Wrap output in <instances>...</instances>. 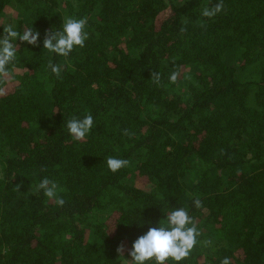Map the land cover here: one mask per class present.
I'll return each mask as SVG.
<instances>
[{
  "label": "trees",
  "instance_id": "1",
  "mask_svg": "<svg viewBox=\"0 0 264 264\" xmlns=\"http://www.w3.org/2000/svg\"><path fill=\"white\" fill-rule=\"evenodd\" d=\"M218 2L0 0V38L40 33L0 77V264H124L181 207L201 236L180 264H264V0L202 16ZM69 17H87L89 39L62 57L43 41ZM87 114L75 141L67 121ZM108 157L130 166L113 173ZM44 177L62 207L36 190Z\"/></svg>",
  "mask_w": 264,
  "mask_h": 264
},
{
  "label": "clouds",
  "instance_id": "2",
  "mask_svg": "<svg viewBox=\"0 0 264 264\" xmlns=\"http://www.w3.org/2000/svg\"><path fill=\"white\" fill-rule=\"evenodd\" d=\"M224 0H219L211 8L204 7L202 16L206 18H213L217 14L224 11ZM88 20L84 18H67L62 30L49 31L45 34L43 41L44 49L55 53L62 57H68L76 47H84L85 42L89 39V33L86 31ZM201 27H206L202 21ZM181 32L186 31V28L181 27ZM40 33L33 28H27L21 32L15 30L13 25L4 27V35L0 38V77H7L10 75L12 69L15 67L17 58V44L19 40L26 42L29 45L38 46ZM9 66H12L11 68ZM48 68L58 78L63 71V66L49 62ZM179 73L173 71L169 80L171 83H176ZM151 80L158 86L161 83V74L155 71L151 73ZM94 126V119L91 114L85 115L83 118L73 116L67 121L66 127L71 137L75 141L84 140L91 132ZM125 135H129V130H124ZM107 167L113 172H117L122 168L130 166V161L127 159H120L116 157H108L106 159ZM18 185L15 190H20ZM36 190L43 191V194L49 199H55L59 206L65 204V200L58 196V186L55 181L44 177L36 186ZM196 208H201L202 203L200 199L194 200ZM200 230L197 228L196 220L189 214V212L181 207L173 209L166 213V219L160 221L158 227H150L146 234L138 237L129 251L131 259H126V264H167L169 260L174 261L175 264H180L188 258L200 241ZM210 241L203 242L205 247L210 245ZM117 252L124 256L125 246L121 243ZM221 264H230V259L225 256L221 260Z\"/></svg>",
  "mask_w": 264,
  "mask_h": 264
},
{
  "label": "rangeland",
  "instance_id": "3",
  "mask_svg": "<svg viewBox=\"0 0 264 264\" xmlns=\"http://www.w3.org/2000/svg\"><path fill=\"white\" fill-rule=\"evenodd\" d=\"M10 12V11H9ZM9 15L11 16L12 15V17H13V13L11 12V13H9ZM12 18H9L8 17V19H7V23H10V20H11ZM0 175H1V165H0ZM124 264H126V261L124 262Z\"/></svg>",
  "mask_w": 264,
  "mask_h": 264
}]
</instances>
